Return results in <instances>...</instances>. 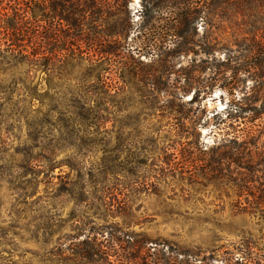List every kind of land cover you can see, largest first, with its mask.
Returning <instances> with one entry per match:
<instances>
[{
	"label": "rangeland",
	"instance_id": "obj_1",
	"mask_svg": "<svg viewBox=\"0 0 264 264\" xmlns=\"http://www.w3.org/2000/svg\"><path fill=\"white\" fill-rule=\"evenodd\" d=\"M172 2L126 0L110 5L111 15L128 22L124 51L115 67L135 68L136 80L160 82L154 109L125 115L123 126L61 127L76 118L80 94L89 95V84L49 90L43 82L40 97L29 103L11 93V82L1 81L0 264H50L48 254L59 253V245L69 247L83 224L88 229L110 223L148 242L159 239L197 251L198 260L211 255L214 264H233L241 257L264 264V207L251 203L264 192V166L256 165L264 157L263 120H255L256 126L233 123L237 129L257 132L255 147L248 148L251 159L229 160V154L241 151H231L223 136L230 132L225 116L232 96L223 88L226 83L217 66L226 60V51L210 56L200 52L206 36L201 19L181 38L170 33L169 48L158 45V54L140 45L152 37L161 41L159 34L172 24ZM211 31L213 37L221 35L220 29ZM176 40L186 43L173 57L165 55L177 48ZM137 58L143 67L134 63ZM171 64L175 73L192 68L193 77L207 87L196 94V88L184 93L173 89L174 73L163 70ZM245 84L249 92L252 82ZM240 89L238 97L243 96ZM153 96L146 98L151 101ZM35 112L44 127L32 134L24 117ZM28 136L39 143L34 154L46 149L54 153L49 175L44 162L30 161L34 145ZM35 181L42 182L34 186ZM124 211L131 215L127 226Z\"/></svg>",
	"mask_w": 264,
	"mask_h": 264
},
{
	"label": "trees",
	"instance_id": "obj_2",
	"mask_svg": "<svg viewBox=\"0 0 264 264\" xmlns=\"http://www.w3.org/2000/svg\"><path fill=\"white\" fill-rule=\"evenodd\" d=\"M124 1L0 0V83L11 82L15 86L11 93L16 92L21 102L29 103L40 97L39 87L43 82L49 90H56L58 85L89 84V95L80 94L76 118L61 125L65 130L101 127L107 123L123 126L121 119L125 115H140L154 109L156 98L153 95L158 93L160 82L136 80L135 68L115 67L124 51L128 22L111 15L110 5ZM170 9L172 24L159 34L161 41L152 37L140 43L142 49L157 54L158 45L168 49L166 38L170 33L181 38L180 34L194 20L201 19L206 36L200 52L206 56L216 51L227 53L226 60L217 66L222 82L226 83L223 88L232 96L225 116L230 122V132L223 136L231 151H241L236 156L229 154L228 159L235 161L246 157L249 161L248 148L255 147L257 131L237 129L233 123L246 121L250 126H256L252 124L255 120H263L264 124V0H173ZM191 29L196 34L194 26ZM212 29H220L221 35L213 37ZM227 29H231L230 34ZM184 43L176 40L173 44H177V48L165 55L173 57L174 50ZM134 63L143 67L138 58ZM173 68L171 64L163 69L174 73L173 89L184 93L196 88L193 93L196 94L207 87L193 77L192 68L176 73ZM116 76L117 80L113 78ZM247 80L252 82L249 92L246 91ZM180 82H183L182 87L177 86ZM239 88L243 91L242 97H238ZM147 95L153 96L151 101ZM24 118L29 133L36 134L43 129L44 120L38 113L27 114ZM28 137L34 145L29 148L30 161L44 162L42 168L49 175L54 168L51 165L54 153L46 149L34 154L39 143L35 136ZM45 164L48 165L44 167ZM260 164L264 166V157L256 165ZM251 173L253 170H249ZM40 182L35 181L33 185ZM251 203L256 208L264 207V192L252 197ZM123 218L127 219L125 226L130 224V213L124 211ZM84 226L80 228L81 239L79 234L73 236L69 247L61 249L59 245V253L57 250L48 254L50 264H214L211 255L201 256L198 260L197 251L159 239L148 242L145 236L116 224L97 227L92 224L88 229H83ZM233 264H250V261L241 257Z\"/></svg>",
	"mask_w": 264,
	"mask_h": 264
}]
</instances>
